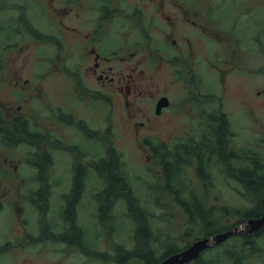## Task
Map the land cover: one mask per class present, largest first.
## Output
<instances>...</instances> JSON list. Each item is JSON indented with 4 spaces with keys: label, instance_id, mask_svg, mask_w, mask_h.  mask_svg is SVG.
I'll use <instances>...</instances> for the list:
<instances>
[{
    "label": "flooded vegetation",
    "instance_id": "obj_1",
    "mask_svg": "<svg viewBox=\"0 0 264 264\" xmlns=\"http://www.w3.org/2000/svg\"><path fill=\"white\" fill-rule=\"evenodd\" d=\"M230 1L45 0L41 3L29 0L31 27L17 42L11 39L2 50L3 55H0V264H18V254L26 253L30 247L42 251L48 244L78 245L86 254H97V221L93 230L83 221L81 208L93 206L96 213L94 193L108 194L107 187L110 185L105 179L110 178L112 173L106 165L112 166L113 163L110 146L114 145L112 102L115 95L125 104L124 115L134 124L138 135L141 128L153 129L152 122L156 119L150 114L153 109L148 111L140 103L143 98H152L157 117L164 114L172 103V97L167 92L159 93V75L169 78L164 88L174 82L172 77L184 81L188 86L187 90L181 88V93L186 92L185 96L202 106L206 114L214 106H223V101H219L205 108V101L213 94H223L220 83L217 92L210 87L208 62L214 56H207L206 47L228 46L236 56L245 55V59L247 53L242 49L246 46H250L249 55L256 54L257 46L264 50V43H258V34L254 30L258 23L255 13L257 0H233L228 11L226 7ZM239 5L242 7L237 11ZM37 11L44 17V25L35 19ZM234 15L237 17L231 20ZM0 26L12 30L16 25L6 20L0 22ZM221 26L224 30L219 28ZM27 36L33 42L48 41L58 48L59 54L55 59L58 64L50 69L49 55L42 52L31 57V70L28 72L19 70L13 59L11 64L8 63L6 51H23L25 46L20 44ZM68 39L76 46L73 52L66 49ZM216 56L226 63L218 50ZM214 65L212 68L223 76L225 66ZM53 71L63 77L74 75L81 90L92 97L97 96L107 106L111 104L108 113H104V128H97L96 112L87 115L91 119L77 117V109L51 99L45 84ZM162 97H168L170 104L158 110L157 103ZM147 130L140 136L145 145H148L147 139L153 138ZM65 132L73 133L71 140L64 136ZM98 134L106 137L105 143ZM148 147L150 150V145ZM62 162L67 163L64 173L60 170ZM193 162L195 164L191 159L187 166L188 173ZM100 166L106 169L104 176ZM123 166L122 170L126 171L124 163ZM52 172L58 173L61 179L50 180ZM119 172L117 170V174ZM220 180L217 181L219 185ZM53 184H61L63 188L60 202L54 200ZM118 186L122 185H116L120 190ZM217 189L218 185L213 191ZM210 195L208 204L227 205L211 203ZM171 199L185 213L179 202ZM234 215L237 220L228 224L233 225L231 228L260 218L264 213L248 220ZM185 216L187 218L186 213ZM220 216L222 214L218 212L219 220ZM185 220L179 231L175 214L164 216L163 223L167 224L169 231L161 228L175 238H183L186 236ZM102 221L107 226L106 221ZM82 227L89 231L88 239L82 238ZM242 230L248 234L262 233L264 225L253 230L241 227L232 235ZM221 231L191 238L193 241L190 243L189 239L184 248L161 256L157 264H162L168 256L184 250L195 240ZM262 234L259 239L264 238ZM232 235L220 243L213 241L208 248L227 246ZM174 240L173 245L180 241ZM118 245L123 247L120 249L126 256L132 250L127 249L124 243ZM259 245L260 251L255 256L264 249V242ZM135 249L139 251L138 247ZM139 254L134 264L144 259L143 252ZM117 259L119 261V257ZM196 259L183 264H192Z\"/></svg>",
    "mask_w": 264,
    "mask_h": 264
},
{
    "label": "rangeland",
    "instance_id": "obj_2",
    "mask_svg": "<svg viewBox=\"0 0 264 264\" xmlns=\"http://www.w3.org/2000/svg\"><path fill=\"white\" fill-rule=\"evenodd\" d=\"M38 1L43 3L45 0ZM232 2L233 0L227 4L226 8L228 11H230L229 8ZM25 5L30 7V13L31 4L29 0H0V22L6 21L5 18L7 15L19 14L22 8H25ZM241 7L242 6L239 5L237 11ZM255 7L258 23L254 30L258 34V43H264V0H257V5ZM238 14L241 16V12ZM234 17L237 16L234 15L231 17V20ZM35 19L40 25H44V17L39 11L35 13ZM219 28L224 30L222 26ZM20 45L25 46L23 51L16 49H8L6 51L8 63L11 64L13 59L19 70L24 72L30 71L31 57L41 52L49 55L50 69H52L55 63L58 64V61H55L59 54L57 51L58 48L56 49L52 43L48 41L33 42L32 39L27 36ZM75 48L76 46L74 43L68 39L66 45L67 51L73 52ZM249 48L250 46H246L242 49L247 53L245 59V55L236 56L228 46H221L219 48L214 46L206 47L205 51L207 52V56H214L213 59L208 62L210 65V87L215 92L220 88L223 94H221V96L213 94L210 99L205 101V108H209L215 103L223 101V107L230 114L234 123V130L236 132L235 144H237V146H257L264 149V50H260L257 46L256 54L249 55ZM216 50L225 57L226 63H223L221 57L218 58L216 56ZM196 58L198 57L196 56ZM215 63L225 66L226 72H224L223 76H219L217 71L212 68V65ZM173 80L174 82L172 84L164 88L169 78L167 79V76L165 78L163 75H159L157 78V88L161 90H159V93L167 92L172 97L170 107H168L161 116H156L151 97H149V99L143 98L140 101L141 104L145 105L148 111L153 109L150 112V114H153L156 118L152 122L153 129L147 130L146 127L141 128L140 135H138L134 129V124L128 121L124 115L125 104L120 102L117 95H115L114 102H112V121L114 145L120 154L121 152L123 153L125 166L131 172L130 175L133 177L141 195V197H139L143 202H146L149 207L154 208L156 206L155 199H157V195H159L158 199L160 202H164L163 205L169 213L171 215L175 214L176 226L180 231V226L186 219L185 213L181 207L176 205L166 192L163 191L161 187L163 181L161 163L150 152L148 145H145L140 138L146 130L149 131V134L153 138L160 140H170L179 136L196 135L207 121L208 115L206 114V110H204L202 106L193 103L190 98H187L185 96L186 92L181 93V88L184 89L188 85L177 78L173 79L172 77V81ZM219 83L220 87L218 88ZM45 87L48 88L46 91L51 96V99L53 98L56 102L63 103L69 108L77 109V117H88L87 115H93L96 112L97 128H104L105 122H102V120L106 121L104 113H108L111 104L107 106L100 98H97V96L92 97L88 92L81 90L78 79L75 78L74 75H71V77H63L59 75L57 71H53L47 78ZM91 102H93V106H91ZM168 105H165V107ZM90 109L95 111H89ZM64 136L70 139L73 133L69 134L65 132ZM75 137L78 138V134L75 133ZM99 137L105 143L106 137L103 135L102 137L99 135ZM60 170L63 173L67 171L66 162L60 164ZM189 174L197 191L202 194L203 182L195 173L194 162L189 166ZM55 178L61 179V176L58 173L52 172V174H50V180L53 181ZM60 186L61 184H53L51 187L54 189V200H58L59 202V195L63 190ZM148 191H150L149 195ZM243 192L244 187L240 181L232 178H224L220 180L218 189L211 193L209 200L211 203L216 204H241L242 206H246L250 198L247 199L246 196L242 194ZM150 194H152V196ZM92 207L93 206L82 207L81 216L83 221L91 226L93 230L95 229L97 221V231L100 232L98 235V248L102 253L86 254L78 245L65 247L66 245L64 244L55 246L48 244L42 251H36V247H30L26 253L18 254V264H124L120 263L125 253L122 254L123 251L121 252V249H123V247H120V249L119 243H124L125 247L129 248H142V242L136 234L135 225L132 226L130 221H126L125 226L118 233L114 236H110L107 234V226L103 225L102 220H98L97 212L94 213ZM121 209L122 204L116 206L115 209L119 213V219L122 216ZM236 220V216L232 213L228 215V217L220 216L219 224L226 226ZM160 224H162L163 229L169 231V227H167L166 223L161 222ZM192 241L193 239H190L189 243ZM117 257H119V261ZM136 258L137 255L130 259L132 264H134ZM250 261L253 264H264V249Z\"/></svg>",
    "mask_w": 264,
    "mask_h": 264
},
{
    "label": "trees",
    "instance_id": "obj_3",
    "mask_svg": "<svg viewBox=\"0 0 264 264\" xmlns=\"http://www.w3.org/2000/svg\"><path fill=\"white\" fill-rule=\"evenodd\" d=\"M29 10V7L25 6L19 14L6 16L5 20L16 26L12 30L0 26V55H3L2 50L9 45L11 39L17 42L31 27ZM207 115V121L196 135L179 136L169 141L156 138L146 140L150 150L161 161L163 191L170 198L177 200L187 215L184 228L186 236L183 238H175L170 232L162 230L160 223L164 222V216L171 214L163 202L159 201V195L155 199L154 208L142 201L130 170L126 166L127 172L122 170L123 153L120 154L114 145L110 146L113 163L112 166L106 167L112 173L110 178L105 179L110 186L107 187L108 194L101 195L98 191L94 193L95 209L99 218L106 221L110 235L118 233L126 221H130L132 226L135 225L136 234L142 242V248L138 247L139 251L133 247L120 263H130L131 258L143 252L144 259L138 264H157L161 256L181 250L191 238L197 239L231 229L233 225L224 227L219 224L218 212L222 214L221 217H228L233 213L245 220L264 213V149L235 144L234 123L222 105L214 106ZM191 159H194L197 176L203 182L201 195L188 173L187 166ZM224 165L226 169H223ZM100 168L103 169L104 176L106 169L101 166ZM117 170L120 171L118 174ZM223 177L235 179L243 184L242 194L247 199L250 198L248 205L208 204L207 198L216 189L217 181ZM117 184L122 185L118 186L122 190L117 189ZM119 192L122 193L121 196L118 195ZM149 193L150 191L148 195ZM119 204H122L120 219L115 210ZM82 231V238L88 239L89 231L84 227ZM262 233L248 234L242 230L231 236V242L227 246L217 245L206 249L192 264H252L250 260L260 251L259 244L264 242V238L259 239ZM174 239L180 241L173 245ZM100 253L102 252L98 249L97 254Z\"/></svg>",
    "mask_w": 264,
    "mask_h": 264
},
{
    "label": "water",
    "instance_id": "obj_4",
    "mask_svg": "<svg viewBox=\"0 0 264 264\" xmlns=\"http://www.w3.org/2000/svg\"><path fill=\"white\" fill-rule=\"evenodd\" d=\"M168 97H162L157 103V109L160 110L163 106L169 104ZM264 225V215L257 219H251L247 223L242 224L241 226H236L235 228H231L225 231L218 232L217 234L211 237H205L198 240H195L192 244H190L184 250L174 253L168 256L166 259L162 261V264H183L192 259L198 258L202 251L208 248L213 241L215 243H220L224 241L227 237L237 232L241 227H250L251 230L257 229Z\"/></svg>",
    "mask_w": 264,
    "mask_h": 264
}]
</instances>
